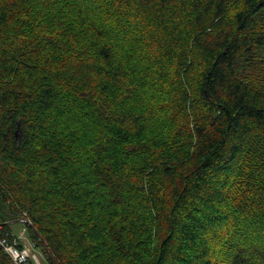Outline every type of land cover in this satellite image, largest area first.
Returning a JSON list of instances; mask_svg holds the SVG:
<instances>
[{
    "label": "trees",
    "instance_id": "16d2710c",
    "mask_svg": "<svg viewBox=\"0 0 264 264\" xmlns=\"http://www.w3.org/2000/svg\"><path fill=\"white\" fill-rule=\"evenodd\" d=\"M21 220L49 264H264V0H0Z\"/></svg>",
    "mask_w": 264,
    "mask_h": 264
},
{
    "label": "built area",
    "instance_id": "2783aa9c",
    "mask_svg": "<svg viewBox=\"0 0 264 264\" xmlns=\"http://www.w3.org/2000/svg\"><path fill=\"white\" fill-rule=\"evenodd\" d=\"M19 239H14L13 243H8L5 239H0V244L4 248V251L10 256L14 264H39V261L34 256L33 259L29 253L31 251L28 248L19 249Z\"/></svg>",
    "mask_w": 264,
    "mask_h": 264
},
{
    "label": "rangeland",
    "instance_id": "374dc122",
    "mask_svg": "<svg viewBox=\"0 0 264 264\" xmlns=\"http://www.w3.org/2000/svg\"><path fill=\"white\" fill-rule=\"evenodd\" d=\"M12 229V233L16 235L19 240L31 251L29 255L33 258L34 256L39 261V264H49L44 257V254L40 249H34L31 242L28 239L27 231L23 222L16 221L10 225ZM35 259V258H33Z\"/></svg>",
    "mask_w": 264,
    "mask_h": 264
},
{
    "label": "water",
    "instance_id": "95a60500",
    "mask_svg": "<svg viewBox=\"0 0 264 264\" xmlns=\"http://www.w3.org/2000/svg\"><path fill=\"white\" fill-rule=\"evenodd\" d=\"M20 132V131H19ZM19 134L17 135V138H19ZM20 222H23V223H27L25 220H21ZM39 239H40V241H41V243H42V245H43V247H44V249H46V246H45V243H44V241L42 240V238L39 236ZM47 255H48V257H49V259H50V261L52 262V264H57L56 262H55V260L53 259V257L50 255V253L47 251Z\"/></svg>",
    "mask_w": 264,
    "mask_h": 264
}]
</instances>
